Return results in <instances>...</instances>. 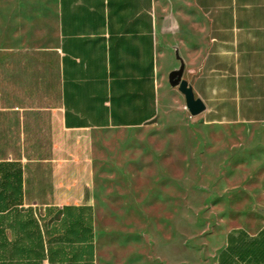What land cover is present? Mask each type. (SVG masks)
<instances>
[{
	"label": "crops",
	"instance_id": "1",
	"mask_svg": "<svg viewBox=\"0 0 264 264\" xmlns=\"http://www.w3.org/2000/svg\"><path fill=\"white\" fill-rule=\"evenodd\" d=\"M38 2L0 32V161L22 166L18 207L38 220L49 264L46 230L62 208L93 209L92 132L147 124L170 97L184 101L172 71L203 102L197 120L264 122V0ZM257 218L225 227L211 264H264Z\"/></svg>",
	"mask_w": 264,
	"mask_h": 264
},
{
	"label": "rangeland",
	"instance_id": "2",
	"mask_svg": "<svg viewBox=\"0 0 264 264\" xmlns=\"http://www.w3.org/2000/svg\"><path fill=\"white\" fill-rule=\"evenodd\" d=\"M38 6L0 0V32ZM90 160L94 264H211L225 227L264 218V122L205 124L170 97L147 124L94 130Z\"/></svg>",
	"mask_w": 264,
	"mask_h": 264
},
{
	"label": "trees",
	"instance_id": "3",
	"mask_svg": "<svg viewBox=\"0 0 264 264\" xmlns=\"http://www.w3.org/2000/svg\"><path fill=\"white\" fill-rule=\"evenodd\" d=\"M21 200V164L0 161V264H42L45 257L39 222L29 210L19 209ZM7 229L13 232L12 239ZM46 232L49 264H94L91 206H64L60 220Z\"/></svg>",
	"mask_w": 264,
	"mask_h": 264
},
{
	"label": "water",
	"instance_id": "4",
	"mask_svg": "<svg viewBox=\"0 0 264 264\" xmlns=\"http://www.w3.org/2000/svg\"><path fill=\"white\" fill-rule=\"evenodd\" d=\"M182 71H172L169 74L168 80L172 86H177L178 90L183 94L185 107L190 115L195 116L202 112L205 108L203 102L199 98H195L191 85L181 78Z\"/></svg>",
	"mask_w": 264,
	"mask_h": 264
}]
</instances>
